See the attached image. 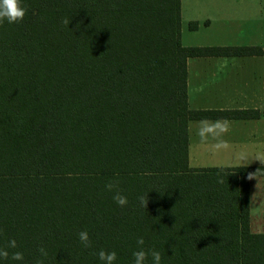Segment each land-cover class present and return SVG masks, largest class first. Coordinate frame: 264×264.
<instances>
[{
	"label": "trees",
	"instance_id": "obj_1",
	"mask_svg": "<svg viewBox=\"0 0 264 264\" xmlns=\"http://www.w3.org/2000/svg\"><path fill=\"white\" fill-rule=\"evenodd\" d=\"M21 5L0 25V247L14 238L24 259L0 264H35L41 246L45 264H102L101 249L133 264L140 237L161 264H264L249 210L264 167L188 161V121L227 114L188 107L187 59L256 49L182 46L180 0Z\"/></svg>",
	"mask_w": 264,
	"mask_h": 264
},
{
	"label": "crops",
	"instance_id": "obj_2",
	"mask_svg": "<svg viewBox=\"0 0 264 264\" xmlns=\"http://www.w3.org/2000/svg\"><path fill=\"white\" fill-rule=\"evenodd\" d=\"M201 12L182 1L184 47H253L249 54H207L187 59L188 107L218 110L226 116L188 121V161L215 167H264V0H193ZM190 5V6H189ZM192 27V25H194ZM203 120L229 121V131L201 141ZM225 165V166H224ZM233 165V166H232ZM249 182L250 231L264 233V174Z\"/></svg>",
	"mask_w": 264,
	"mask_h": 264
},
{
	"label": "clouds",
	"instance_id": "obj_3",
	"mask_svg": "<svg viewBox=\"0 0 264 264\" xmlns=\"http://www.w3.org/2000/svg\"><path fill=\"white\" fill-rule=\"evenodd\" d=\"M27 14V8L21 5V0H0V25H2L5 21L8 24H18L21 23L24 17ZM65 24H69L68 20L63 21ZM229 121L227 120H216L209 121L203 120L200 122V127L198 130V135L201 141L207 142L209 139L216 140L221 137L223 134L229 131ZM261 162V158H257ZM252 177L249 176V179ZM119 180L109 181L105 185V189L112 193V199L114 202L120 206L122 209L126 208L129 204L127 196L122 194V190L119 187ZM139 204L141 207L147 209L148 198L147 194L141 195L138 198ZM3 230L0 229V232ZM78 239L81 245L85 249L92 248V241L90 239L89 233L86 230H82L78 233ZM139 246L137 251L132 253L133 256V264H147L149 257L151 258V264H161V253L155 249H145L143 246L145 241L143 237H140L136 241ZM7 248L15 249L17 248V241L13 238L8 241ZM7 248L0 247V259L12 261H23L24 256L20 251L12 252L11 255ZM39 253V257L35 260V264H45V259L48 256L47 250L41 246L37 249ZM97 254V253H94ZM98 257L102 264H115L117 260V253L113 251H105L101 249L98 252Z\"/></svg>",
	"mask_w": 264,
	"mask_h": 264
},
{
	"label": "rangeland",
	"instance_id": "obj_4",
	"mask_svg": "<svg viewBox=\"0 0 264 264\" xmlns=\"http://www.w3.org/2000/svg\"><path fill=\"white\" fill-rule=\"evenodd\" d=\"M182 1H183V4L185 5V12L190 11V9H188L187 0H180V3H181V11H180V13H181L180 14L181 15V19L184 18V16H185V12H182ZM191 1H192V7H193L192 11H195V12L199 11V12H201V3L198 1L197 4H196L193 0H191ZM195 166H197V167H215V166H222V165L198 164V165H195ZM237 173L241 177H245L246 175L249 174L248 171H241V170H239Z\"/></svg>",
	"mask_w": 264,
	"mask_h": 264
}]
</instances>
